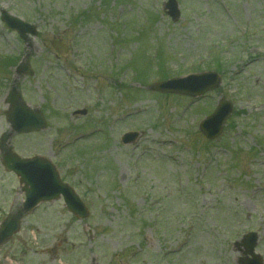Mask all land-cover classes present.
<instances>
[{
	"label": "rangeland",
	"instance_id": "rangeland-1",
	"mask_svg": "<svg viewBox=\"0 0 264 264\" xmlns=\"http://www.w3.org/2000/svg\"><path fill=\"white\" fill-rule=\"evenodd\" d=\"M166 1L0 0L39 31L27 47L0 19V135L9 130L5 94L29 53L33 74L18 88L46 111L47 129L15 134L12 149L51 159L89 209L80 220L44 203L25 228L48 243L90 235L99 264H236L234 242L255 231L264 260V0H176V20ZM52 38L69 44L65 59ZM211 70L221 85L201 99L147 90L162 76ZM222 97L233 112L209 141L198 125ZM127 131L138 135L123 144ZM22 198L0 153V210ZM31 253L28 264H38ZM61 258L85 262L80 252Z\"/></svg>",
	"mask_w": 264,
	"mask_h": 264
},
{
	"label": "water",
	"instance_id": "water-1",
	"mask_svg": "<svg viewBox=\"0 0 264 264\" xmlns=\"http://www.w3.org/2000/svg\"><path fill=\"white\" fill-rule=\"evenodd\" d=\"M169 8V15L176 20L179 16L177 4L174 0H169L166 3ZM2 19L5 25L16 30L19 35L26 39L27 34L36 35V28L34 25L28 24L19 18L2 11ZM52 46L61 54H65L66 45L60 42H51ZM26 68L22 71H25ZM220 78L213 72L190 75L186 78L172 79L164 82H159L151 86L152 90L180 93L189 96H198L206 91L213 90L219 86ZM7 101L11 103L12 107L7 112V120L11 124L12 131L3 136L5 142L13 132H29L32 130H41L45 127V120L38 110H33L25 104L19 102V93L16 89L15 83L11 86L8 93ZM232 111V104L222 98L216 107L215 111L205 118L199 127V130L208 139H215L223 129L226 120L229 118ZM135 133H128L123 136V141H129ZM5 145V143H3ZM6 146V145H5ZM39 159L21 160L15 154L6 148L3 155V164L7 169L14 170L19 174L21 181L26 185V201L24 207L34 206L39 200H51L57 198L62 194L66 198L67 207L79 216H85L83 207L72 191L63 185L57 178L53 167L46 161H42L43 165L38 163ZM16 220L13 218L10 221L12 229L16 228ZM257 235L250 233L245 236L243 244L246 246L245 254H250L251 258L244 260L242 264L252 262V264H260L259 257L254 255L253 248L256 245Z\"/></svg>",
	"mask_w": 264,
	"mask_h": 264
},
{
	"label": "flooded vegetation",
	"instance_id": "flooded-vegetation-1",
	"mask_svg": "<svg viewBox=\"0 0 264 264\" xmlns=\"http://www.w3.org/2000/svg\"><path fill=\"white\" fill-rule=\"evenodd\" d=\"M13 209H2L6 215L8 212L14 210ZM29 227V226H28ZM28 228H25V226L21 227V231L17 235L11 238L8 242L4 243L0 246V264H27L26 257L28 254V251H31V248L28 244V235L27 232ZM52 240L57 241L58 248H53L52 246H48L44 242L41 241V243L38 245L40 252L43 254L50 255L48 258L51 259V261L56 262V258H61V255L65 252H73L75 251V246L68 242L66 239L59 240L58 236L51 237ZM91 247H93L91 245ZM71 249V250H70ZM62 259V258H61ZM94 260L92 257H90V263H92ZM3 262V263H2ZM42 264V263H40ZM60 264H63L62 261H60Z\"/></svg>",
	"mask_w": 264,
	"mask_h": 264
}]
</instances>
